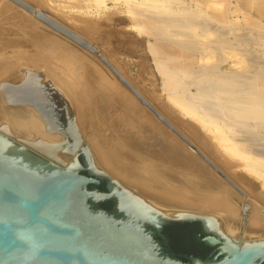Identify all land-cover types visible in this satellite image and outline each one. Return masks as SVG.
<instances>
[{
  "label": "bare ground",
  "instance_id": "6f19581e",
  "mask_svg": "<svg viewBox=\"0 0 264 264\" xmlns=\"http://www.w3.org/2000/svg\"><path fill=\"white\" fill-rule=\"evenodd\" d=\"M31 1L37 5L34 11H29L12 0H0V82L20 85L22 74H28V68H33L36 77L44 79V85L53 86L74 109L77 128L83 136V143L92 151V163L97 169L133 187L154 204L171 208V215L184 211L207 214L217 221L220 233L233 236L241 243L263 242L264 77H255L254 80L255 78L243 74L213 73L211 68H204L198 63L203 67L197 79L201 81L200 92L192 95V104L184 106V109L195 116L199 126L195 123L182 127L179 125L181 131L172 127L203 150L205 160L191 153L189 149L192 147L188 148L184 142L174 137L167 128L172 131L173 129L157 118L166 128L158 124L140 107L136 96L131 94L122 82L100 73L86 56L63 42L65 38L62 33L57 34L45 27L44 20L36 15V12H41V0ZM42 13L46 18H50L44 11ZM167 14H164L165 17L157 15V22H152V27L158 29L160 26H167L170 29L180 25L182 28V23H186L180 19H185L183 15L179 17L176 13L177 19L175 13L172 14L173 18L167 17ZM79 19L84 28L88 27L92 31L97 28L87 24V20ZM79 21L77 19V23ZM199 24L206 26L202 21ZM62 26L60 28L66 29ZM212 28L216 29L213 25ZM175 30L180 31L177 28ZM120 39L119 44L122 42ZM110 43L112 45V42ZM119 44L115 47L118 48ZM148 46L153 48L151 44ZM217 54L219 55V52ZM159 65L163 64L157 66ZM255 67L257 68L256 65ZM163 69L162 72L165 70ZM189 74L192 75L191 72ZM181 82L178 83L182 85ZM195 103L200 106L201 113L196 111ZM171 119L175 118L171 116ZM0 125H5L6 129L17 137L33 141L52 143L62 139L60 134L45 130L39 113L31 104L5 101L1 86ZM243 131L244 134H241Z\"/></svg>",
  "mask_w": 264,
  "mask_h": 264
},
{
  "label": "water",
  "instance_id": "95a60500",
  "mask_svg": "<svg viewBox=\"0 0 264 264\" xmlns=\"http://www.w3.org/2000/svg\"><path fill=\"white\" fill-rule=\"evenodd\" d=\"M29 11L34 8L12 0ZM44 22L79 46L96 49L69 29L36 12ZM63 27V26H62ZM103 63L132 94L196 149L103 57ZM5 101L29 103L49 133L66 141L52 143L17 137L0 125V264H261L264 241L241 243L217 229L213 216L195 212L171 215L133 187L100 171L83 143L75 111L53 87L44 85L34 69L22 74L20 85L0 82ZM206 160V157L201 154ZM216 169V168H215ZM105 183V189L98 185ZM111 202L106 209L99 204ZM198 222L206 235L197 241L214 247L205 258L171 256L154 237L163 226ZM185 226V225H184ZM181 226V227H184Z\"/></svg>",
  "mask_w": 264,
  "mask_h": 264
},
{
  "label": "rangeland",
  "instance_id": "374dc122",
  "mask_svg": "<svg viewBox=\"0 0 264 264\" xmlns=\"http://www.w3.org/2000/svg\"><path fill=\"white\" fill-rule=\"evenodd\" d=\"M25 2L32 5L34 9L37 6L34 1L30 0ZM41 4L42 5L39 6L41 12L44 11L45 14L57 23L65 26L67 29L83 38L92 45L97 52L93 53L77 45L70 38L62 35L59 31L43 22L45 27L62 35L65 38V41L63 42L86 56L88 60L99 69L98 71H100V73L102 72L104 75L111 76L120 81L99 58L97 53H100L119 72V74H121V76H123V78H125L127 82H129L131 86H133V88L157 110V112L162 116L165 115L164 118L169 121L172 126L178 128L179 131H181L179 125L182 127L195 123V125L199 126L195 116L184 109V106H188L192 102V95L200 92L199 82L201 83V81L197 79H199V74L201 72L200 69L203 67L211 68L213 73L243 74L244 76H250L252 79L255 77L258 79L259 77H264V39H262L264 37V0H181V2L180 0H41ZM151 5L154 6L152 7ZM152 12L155 15H151ZM176 13L179 17L182 15V17H185V19L180 17L183 22L187 23H182V28L180 25H178L180 28L178 26H172V29H169L167 26H163L162 28L160 26L158 29H155L157 28L155 26L152 27V25L157 22L155 18L157 15L161 14L164 16V14H167V17L170 16L173 18L172 14H174L178 19ZM188 14H190V17L194 14L192 16L193 18H189ZM108 16L113 19H109ZM79 18L87 20V24H90V26L93 25V27L96 26L97 28H94L93 31L88 27L84 28L85 26L81 25ZM77 19L79 23H77ZM199 20L202 21L203 25L208 26L210 24L208 26L209 28L206 26H200L201 24H199V22L201 23V21ZM119 21L121 22L118 24ZM205 21L207 22L206 24ZM152 22H154V24ZM212 22H214L215 25ZM212 25L216 29L212 28ZM201 27H203V29ZM108 28L110 31H108ZM149 28L150 30L153 29V31H150ZM176 28L180 29V31L176 32ZM208 29H210V31ZM222 29H225V32ZM225 34L226 36L224 37ZM128 36H130V38ZM193 37H196V40ZM242 37L243 41L240 39ZM135 38L137 40H135ZM100 39L102 40L100 41ZM118 39H120L123 44L122 42L119 44ZM222 39L224 40L222 41ZM132 40H134V42ZM71 42H73V44H71ZM107 42L109 44H105ZM110 42H112V45ZM131 43L133 44L131 45ZM118 44L120 46L118 48L115 47L118 46ZM148 44H151L155 50H153L151 46H148ZM175 45L176 47H174ZM181 46H183L184 49ZM149 47L152 48L150 49L153 52L151 50L149 51ZM121 50L125 52L123 53ZM217 51L219 52V55L217 54ZM205 52L206 54H209L206 55ZM128 53L131 54L129 55ZM135 55H138L139 57H136ZM245 55H247L248 58L245 57ZM136 58L140 60H137ZM207 60L208 62H206ZM248 61L251 62L248 63ZM160 63L163 65H159L158 67L157 65ZM198 63L202 64L203 67L201 68L202 65ZM189 65L191 67H189ZM196 65L198 67L200 66V68L198 69ZM161 69L164 71L162 72ZM190 72L192 75L189 74ZM177 75L178 78H176ZM256 78L254 80H256ZM178 82H181L184 87ZM136 100L140 107L145 109L158 124L160 123L166 128V126L157 120V117L151 113L147 107L141 104L137 98ZM195 104L196 111L201 113V110L199 109L200 106L197 105L198 103ZM171 116L173 119H177V121L175 119L172 120ZM167 130L170 131L174 137L185 143V141H183L174 131L168 128ZM226 130L228 131L229 128H226ZM241 134H244V131L241 132ZM60 135L62 136V141L67 140L68 137H65L63 134ZM189 141L197 149L194 150V148H191L185 143L188 148H191L189 149L191 153L196 154L198 157H201L198 151L203 155L205 154L204 151L201 150L192 140L189 139Z\"/></svg>",
  "mask_w": 264,
  "mask_h": 264
},
{
  "label": "flooded vegetation",
  "instance_id": "af4514ba",
  "mask_svg": "<svg viewBox=\"0 0 264 264\" xmlns=\"http://www.w3.org/2000/svg\"><path fill=\"white\" fill-rule=\"evenodd\" d=\"M98 188L101 189V190L105 189L104 181L100 182V184L98 185ZM104 202H106V201H104ZM104 202H101L99 205L101 207H103V208H106V207H104V205H102V203H104ZM110 208H106V209H110ZM186 223L195 224V230H194V233H193L194 234V240L197 243L203 244L206 247V252H205L204 255L194 254V253H190V252L183 251V250H177V249H174L172 247V243L174 242V239L172 238L170 232L164 230L165 227L166 226H179V227H181V226H184ZM196 233H200L201 236L206 235V233L203 231L201 225L198 222H185V223H177V224L165 225V226H163V228L160 231L155 232L154 237L159 241V243L163 246V248L167 252L170 253L171 256L178 257V258H181L183 260H186L184 258V255L197 256V257H201V258L212 256L213 254L211 252L214 249V247H209L206 244H204L202 241H197L195 239V234ZM261 264H264V261Z\"/></svg>",
  "mask_w": 264,
  "mask_h": 264
},
{
  "label": "trees",
  "instance_id": "16d2710c",
  "mask_svg": "<svg viewBox=\"0 0 264 264\" xmlns=\"http://www.w3.org/2000/svg\"><path fill=\"white\" fill-rule=\"evenodd\" d=\"M104 207L110 208L111 202L106 201L102 203ZM165 231L170 232L174 242L172 247L177 250H183L194 254L204 255L206 247L203 244L197 243L194 240L195 224L186 223L184 227L166 226Z\"/></svg>",
  "mask_w": 264,
  "mask_h": 264
}]
</instances>
